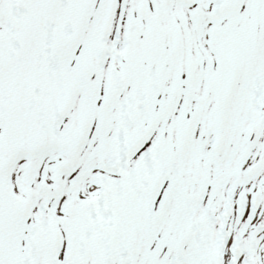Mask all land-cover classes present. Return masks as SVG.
I'll use <instances>...</instances> for the list:
<instances>
[{
	"label": "snow or ice",
	"instance_id": "1",
	"mask_svg": "<svg viewBox=\"0 0 264 264\" xmlns=\"http://www.w3.org/2000/svg\"><path fill=\"white\" fill-rule=\"evenodd\" d=\"M0 264H264V0H0Z\"/></svg>",
	"mask_w": 264,
	"mask_h": 264
}]
</instances>
